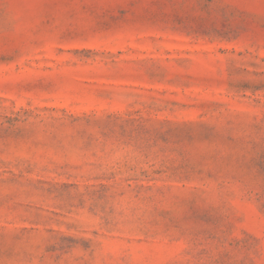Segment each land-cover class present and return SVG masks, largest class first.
<instances>
[{
	"label": "rangeland",
	"instance_id": "374dc122",
	"mask_svg": "<svg viewBox=\"0 0 264 264\" xmlns=\"http://www.w3.org/2000/svg\"><path fill=\"white\" fill-rule=\"evenodd\" d=\"M0 264H264V0H0Z\"/></svg>",
	"mask_w": 264,
	"mask_h": 264
}]
</instances>
